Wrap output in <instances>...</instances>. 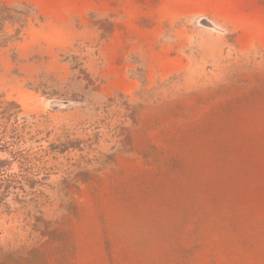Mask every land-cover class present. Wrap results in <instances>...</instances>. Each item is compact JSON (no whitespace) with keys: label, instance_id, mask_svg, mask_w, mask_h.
Segmentation results:
<instances>
[{"label":"rangeland","instance_id":"rangeland-1","mask_svg":"<svg viewBox=\"0 0 264 264\" xmlns=\"http://www.w3.org/2000/svg\"><path fill=\"white\" fill-rule=\"evenodd\" d=\"M0 264H264V0H0Z\"/></svg>","mask_w":264,"mask_h":264},{"label":"bare ground","instance_id":"bare-ground-1","mask_svg":"<svg viewBox=\"0 0 264 264\" xmlns=\"http://www.w3.org/2000/svg\"><path fill=\"white\" fill-rule=\"evenodd\" d=\"M7 161L9 163L10 160L8 158L0 157V164H2V163L5 164V162H7Z\"/></svg>","mask_w":264,"mask_h":264}]
</instances>
